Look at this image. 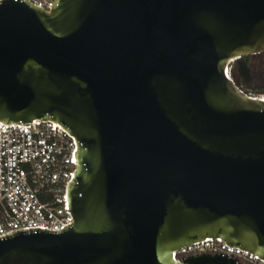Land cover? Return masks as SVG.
Segmentation results:
<instances>
[{
  "label": "water",
  "instance_id": "95a60500",
  "mask_svg": "<svg viewBox=\"0 0 264 264\" xmlns=\"http://www.w3.org/2000/svg\"><path fill=\"white\" fill-rule=\"evenodd\" d=\"M264 50V0H0V120L75 135L74 222L0 236V264L264 259V101L227 78Z\"/></svg>",
  "mask_w": 264,
  "mask_h": 264
},
{
  "label": "built area",
  "instance_id": "2783aa9c",
  "mask_svg": "<svg viewBox=\"0 0 264 264\" xmlns=\"http://www.w3.org/2000/svg\"><path fill=\"white\" fill-rule=\"evenodd\" d=\"M27 1L47 11L54 4V0ZM238 59L228 60L227 78L252 98L264 101V90L246 87L238 71ZM76 151L75 135L58 121L33 119L28 125H6L0 120V236L30 227L62 230L74 222L68 184L77 170ZM203 253L233 255L239 264H264L258 255L230 246L222 237H206L184 245L175 249L172 257L182 263L183 256Z\"/></svg>",
  "mask_w": 264,
  "mask_h": 264
},
{
  "label": "flooded vegetation",
  "instance_id": "af4514ba",
  "mask_svg": "<svg viewBox=\"0 0 264 264\" xmlns=\"http://www.w3.org/2000/svg\"><path fill=\"white\" fill-rule=\"evenodd\" d=\"M250 62L251 77L264 80V50L247 57ZM247 88L250 87L251 82L246 83Z\"/></svg>",
  "mask_w": 264,
  "mask_h": 264
},
{
  "label": "rangeland",
  "instance_id": "374dc122",
  "mask_svg": "<svg viewBox=\"0 0 264 264\" xmlns=\"http://www.w3.org/2000/svg\"><path fill=\"white\" fill-rule=\"evenodd\" d=\"M264 86V80L255 78L254 81L251 83L249 89H257ZM257 87V88H255Z\"/></svg>",
  "mask_w": 264,
  "mask_h": 264
},
{
  "label": "trees",
  "instance_id": "16d2710c",
  "mask_svg": "<svg viewBox=\"0 0 264 264\" xmlns=\"http://www.w3.org/2000/svg\"><path fill=\"white\" fill-rule=\"evenodd\" d=\"M246 61H248V58H246ZM260 89H261V90H264V87H261Z\"/></svg>",
  "mask_w": 264,
  "mask_h": 264
}]
</instances>
